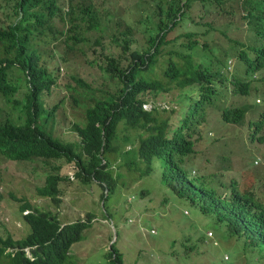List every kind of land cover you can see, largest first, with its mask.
I'll return each mask as SVG.
<instances>
[{
	"label": "trees",
	"instance_id": "1",
	"mask_svg": "<svg viewBox=\"0 0 264 264\" xmlns=\"http://www.w3.org/2000/svg\"><path fill=\"white\" fill-rule=\"evenodd\" d=\"M154 1L164 17L147 14L139 4L142 29L148 39L146 49H141L136 38L128 34H113L111 37V42L120 48L116 55L106 53L101 40L93 43V50L101 48L104 65L100 68L112 80L113 89L101 85L92 88L93 85L72 76L78 86L104 94L94 104L81 106L84 109L83 122L74 125V131L80 137L77 144L63 142L37 123L42 113H46L47 118L53 117L57 109L67 103V98L78 102L75 97L62 95L57 90L58 79L46 65H40L37 45L41 41L42 53L50 41L59 40L65 34L67 44L72 41L77 45L84 41L79 37V31L85 27H99L103 18L97 15L96 9L91 11V2L83 0H0V42H4L8 50H18L16 61L21 66L19 71L25 74L22 81L26 83L29 95L28 102L20 108V102L14 100L20 83L10 73L12 67H6L13 65L14 58H0V94L15 107L14 115L9 117L13 122L0 123V161L65 159L76 164V178L86 185H99L105 201L118 186V177L113 172L115 155L120 160L126 158V154L129 158L133 156L130 164L128 158L125 162L130 169H138V161L145 163L144 176L152 172L153 163H156L162 170L163 182L178 197L198 204L204 214L223 224L229 234L245 236V245L256 253V248H260L258 253L264 255V204L256 194L250 190L240 191L234 183L231 192H221L206 178L192 174L195 169L187 164L195 154L196 144L203 139L202 126L207 121V111L229 96L232 103L239 104L242 97L250 95L253 84L247 78L225 76L221 68L213 71L204 61L195 62L191 53L182 55L177 49H171L170 57L166 58V50L174 47L170 35L180 28L179 23L185 17L183 7L195 0H188L184 5L181 0ZM102 3L110 5L106 0ZM254 8L260 12L258 25L261 24L262 31L256 29L259 39L247 45L255 57H249L246 52L240 55L247 74L260 68L264 58V0H254ZM248 15L252 17L253 10ZM57 18L66 22L65 32L56 29ZM127 30L133 33L130 26ZM27 43L33 45L32 51L25 52ZM160 67L161 76L157 77L155 74ZM177 88L187 92L191 89L192 93L198 91L197 99L191 106L187 105L190 107L185 108L178 126L171 127L169 118L162 117V112L167 110H144L146 92L169 93ZM54 93L62 97H53ZM192 93L188 92V96ZM44 101H50L52 105L46 107ZM19 108L21 115L15 117ZM222 111L225 122L245 123L246 110L241 106H223ZM19 119L22 122H17ZM249 126L252 135L263 128L264 112L258 119L251 120ZM122 130L142 132L138 146L120 152ZM47 177L37 192L41 197L49 196L55 203H60V183L69 180V176L51 172ZM21 211H30L24 215V220L32 232L21 240L1 241L4 246H0V257H7L8 264H68V254L82 241L83 233L93 220L91 216L87 222L63 225L55 214L34 211L29 204L23 205ZM27 247H32V258H28L24 251ZM11 248H14L12 252L7 251ZM110 249L105 264H125L124 255L115 242Z\"/></svg>",
	"mask_w": 264,
	"mask_h": 264
},
{
	"label": "rangeland",
	"instance_id": "2",
	"mask_svg": "<svg viewBox=\"0 0 264 264\" xmlns=\"http://www.w3.org/2000/svg\"><path fill=\"white\" fill-rule=\"evenodd\" d=\"M91 1L100 5L96 8V13L103 19L100 27L79 31V37L84 41L77 45L68 41V45L65 34L58 41H50L42 55L41 41L37 45L40 50L37 53L40 56V65L48 66L58 79L57 90L62 95L75 97L78 101L74 103L71 97L67 98V103L62 104L53 117L47 118L46 113H42L37 120L41 128L51 131L55 137L66 143L80 142L74 125L83 122L84 109L81 106L94 104L96 99L104 95L99 91L78 86L72 76L93 85L92 88L101 85L108 89L113 84L102 73L100 66L104 65V60L101 48L93 50V43L101 40L106 46V53L116 55L120 48L111 42V37L113 34H128L136 38L141 49H146L148 39L142 29L139 4L147 14L156 18L164 17L154 0H106L110 5L103 4L102 0ZM206 4L210 14L203 19L195 17L203 23L200 25L192 17L200 14L202 9H187L188 20L186 23L183 21L180 28L177 27L170 35L174 40V47L170 46L166 50L165 57H170L171 49L187 54L190 52L187 46L191 43L197 44L202 51L193 55L195 62L204 61L213 71L221 68V72L230 78H247L244 65L235 67L236 58L243 47L241 44L234 45L229 40L246 41L251 35L250 25L243 19V15L249 10L246 0H232L230 3L212 0ZM214 10L218 13H214ZM127 26L132 28V34ZM55 27L59 32H65L67 24L57 18ZM69 47L73 49L70 50ZM15 55V49L8 50L7 45L0 42L1 59H11ZM229 60L234 63L231 72L227 71ZM236 65L239 66L240 61ZM10 73L20 83L14 100L20 102L19 107L22 108L29 100L26 83L22 81L25 74L17 68ZM259 74L264 76V69ZM252 75L253 72L249 74L250 77ZM155 76H161V67ZM255 79H259V76ZM252 82L253 92H258L249 95L245 103L257 110H248L243 124L226 123L222 120V107L229 104L232 106L233 101L229 95L214 109L210 108L207 111V121L202 126L203 139L196 144L195 154L188 159L187 164L195 169L192 174L206 178L216 187H229L235 181L240 190H253L264 204V126L257 135L262 137L257 138L255 144L249 145L253 136L249 122L258 119L259 109H264V83ZM188 92L192 93L193 90L188 89ZM188 92L186 89L177 88L169 93L156 96L148 93L146 96L154 98L150 101L152 106H157L161 112L167 110L162 112V117L169 118L170 126L176 127L187 108L198 97V91L191 96H188ZM52 96L62 97L57 93ZM256 96L263 100L262 105H256ZM44 105L50 107L52 103L44 101ZM14 108L13 104L5 102L0 95V123L7 120L13 122L8 117L14 115ZM20 108L15 117L21 115ZM140 133L142 132L122 130L120 152L138 146ZM125 157L120 160L115 155L113 158V172L118 177V186L107 201L103 200L99 185H86L76 178V164L68 163L65 159L0 161V246H4L1 240L7 237L17 241L31 233V227L21 212V206L29 204L34 211L55 214L63 225L77 221L87 222L92 216L91 226L83 233L82 241L75 244L68 254V264H105L107 252L111 250L114 242L123 253L125 264H264V261L258 259L260 248H256L258 252L255 253L251 247L245 245L244 239L230 238L224 225L213 216L204 214L198 204L178 197L163 182L162 170L156 163H153L151 174L144 176L142 171L146 164L140 162L138 169H130L125 162L128 158L130 164L133 156L129 158L126 154ZM257 157L262 159L259 166L254 165ZM51 172L69 176V180L60 183V203H55L49 196L41 197L37 192ZM208 232L214 233V237H208ZM27 255L31 256L29 249ZM5 258L7 257H0V264H8Z\"/></svg>",
	"mask_w": 264,
	"mask_h": 264
},
{
	"label": "clouds",
	"instance_id": "3",
	"mask_svg": "<svg viewBox=\"0 0 264 264\" xmlns=\"http://www.w3.org/2000/svg\"><path fill=\"white\" fill-rule=\"evenodd\" d=\"M83 1H85V2H88V3H90L91 2V7H92V9H91V11H93L94 9H96L97 8V6H98V4H96V3H94L93 1H91V0H83ZM208 1H212V0H207V1H203V0H195V1H192V2H190L189 3V5L188 6H185V7H183V13L185 12V17L184 18H182V20L180 21V23H179V26L182 24V22L183 21H185V23L187 22V20H188V16H187V13H186V11H187V9H191V10H193V11H195V10H197L198 8H201L202 9V11H201V13L200 14H196L195 15V17H198L199 19H203V18H205V17H207L209 14H210V11L207 9V2ZM232 0H218V2H222V3H224V2H226V3H230ZM188 2V0H183L182 1V5H184L185 3H187ZM246 2H247V4H248V7H249V10H248V12H247V14L246 15H243V19L244 20H246V22L248 23V25H250V33H251V35L249 36V38L248 39H246V41H243V40H239V39H235V40H231L230 38H229V40H230V43H233L234 45H237V44H241L242 45V49H241V52H240V54L238 55V58H236V62L237 61H240V65L239 66H237L236 65V62H235V67H240V66H242V65H244L245 67H246V65L241 61V59H240V55L243 53V52H246L247 53V55L249 56V57H251V58H254L255 57V54L252 52V51H250L249 49H247V45L248 44H251L253 41H254V39H259V36L257 35V33H256V29L257 30H261V27H260V25L261 24H259L258 25V23H259V18H260V12H258V10H255V8H254V0H246ZM190 5H192V6H194V8H190L189 6ZM251 10H253V16L252 17H249V11H251ZM214 13H218V11L217 10H214ZM195 17L194 18H192L194 21H195V23H197V22H201L200 20H196L195 19ZM203 24V23H202ZM255 24H257V25H255ZM209 26H210V28L211 29H213L212 28V26H211V23H209L208 24ZM101 26V25H100ZM99 26V27H100ZM254 27V28H253ZM262 27L264 28V25H262ZM86 28V27H85ZM84 28V29H85ZM87 29V28H86ZM262 31V30H261ZM244 32V31H243ZM189 35H192V34H189ZM224 35H226V34H224ZM127 36H129L130 37V35H127ZM55 41H58V40H55ZM26 47H27V50L25 51V52H28V51H32L33 50V45H31L30 43H27V45H26ZM193 47H194V49H193ZM73 48V47H72ZM70 49V48H69ZM187 49L190 51L189 53H191V54H195V52H198V51H202V49L199 47V46H197V44H190L189 46H187ZM16 50V49H15ZM71 50V49H70ZM35 51V50H34ZM18 54V50L16 51V55L14 56V59L13 58H11V59H13V65H10V66H6L7 68H10V67H12L13 69L14 68H17L18 70H20L19 69V67H21L20 66V64H19V62L18 61H16V58H17V55ZM182 54V53H181ZM41 55H42V53H41ZM182 55H187V54H182ZM262 55V54H261ZM229 56H232L231 54H229ZM48 67V66H47ZM233 67H234V63H233V60H229L228 61V63H227V71L228 72H231V71H233ZM12 68H11V70H12ZM246 69H247V67H246ZM262 69H264V58H263V62H262V64H261V66H260V68H258V69H253V75H252V77H250L249 76V74H247L246 73V77H247V80H249V81H256L257 82V84L258 83H264V76H261L260 74H259V71L260 70H262ZM10 70V71H11ZM102 70V69H101ZM257 76H259V79H255ZM252 84H253V82H252ZM254 87V86H253ZM253 90H254V88L252 89V91H251V93H250V95L251 94H257V92H258V90L256 91V92H253ZM148 93H153V94H151V95H157V94H165V93H163V92H146L145 94H144V96H145V103H144V105H143V108H144V110H147V107H149V106H151L150 107V110H153V109H157V110H159V108L157 107V106H155V105H153L152 106V103H150V101H151V99H153L154 100V98H148L147 96H146V94H148ZM1 96H2V99L5 101V102H7L8 103V101L5 99V97L2 95V94H0ZM249 97V96H248ZM247 100V97H242V99L240 100V102H239V104H236V102H234V103H232V106H241L243 109H245L246 110V112H245V114L247 113V111L248 110H250V109H255V110H257L256 108H251V107H248L247 105H246V103H245V101ZM262 99L260 98V97H258V96H256V105L258 104V105H262L263 103H262ZM260 102H261V104H260ZM229 106H231V104H229ZM152 108V109H151ZM150 110H147V111H150ZM260 111H259V115L262 113V112H264V109H259ZM10 117V116H9ZM8 117V118H9ZM7 118V119H8ZM49 118V117H48ZM222 120H223V117H222ZM224 121V120H223ZM225 122V121H224ZM227 123V122H226ZM262 130V128L260 129V130H257L256 131V133L252 136V138H251V144H249V145H253V144H255L256 143V141H257V138H259V137H262V136H257L258 135V133L260 132ZM78 134V133H77ZM79 136V135H78ZM208 136H209V132H208ZM261 140V139H260ZM260 143H262V142H260ZM260 162H262V159L259 157H257L255 160H254V165H258L259 166V163ZM138 163H140L139 161H138ZM145 164V163H144ZM146 169V168H145ZM151 174V173H150ZM150 174H148V175H146V176H149ZM232 184H233V182L230 184V186L229 187H226V186H223L222 185V188L221 187H218L220 190H221V192H231V186H232ZM234 185L236 186V188L237 189H239L238 188V186H237V182H235L234 181ZM240 190V189H239ZM247 190V189H246ZM246 190H240V191H246ZM250 191H252V192H254L253 190H250ZM255 193V192H254ZM255 194H257V193H255ZM258 197V196H257ZM258 199H260L259 197H258ZM25 205V204H24ZM23 206V205H22ZM21 206V207H22ZM22 212V211H21ZM30 211H26V212H24L23 213V218H24V215H27L28 213H29ZM186 214H188V211H186L185 212ZM226 228V227H225ZM228 231V230H227ZM31 232H32V229H31ZM209 233V232H208ZM229 233V232H228ZM28 236V235H27ZM26 236V237H27ZM25 237V238H26ZM208 237H210V238H212V237H214V233H212V232H210L209 233V236ZM229 237L230 238H236V239H238V238H241V239H244V241H245V244H246V237L245 236H239V237H237V236H235V235H232V234H229ZM8 238H11V237H7V238H5V240H7V241H9V239ZM24 239V238H23ZM5 240H1V241H5ZM113 245V244H112ZM112 245H111V247H112ZM248 245V244H247ZM246 245V246H247ZM249 246V245H248ZM110 247V248H111ZM12 249H14V248H12ZM27 249H29L30 250V253H31V256H28L27 255ZM7 251H9V252H12L13 250H7ZM24 251H25V253H26V255L28 256V258H32V247H27V248H25L24 249ZM256 253V252H255ZM254 252H253V254H255ZM260 255V254H259ZM258 257V256H257ZM227 259H228V257H226ZM258 259H260L261 261H264V255H260L259 257H258ZM258 262V260H256L255 261V263H257Z\"/></svg>",
	"mask_w": 264,
	"mask_h": 264
}]
</instances>
